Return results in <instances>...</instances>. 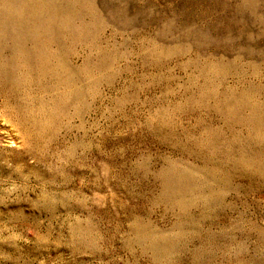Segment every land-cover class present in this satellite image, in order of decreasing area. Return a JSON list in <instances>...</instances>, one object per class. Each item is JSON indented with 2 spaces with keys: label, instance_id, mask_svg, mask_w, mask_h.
I'll list each match as a JSON object with an SVG mask.
<instances>
[{
  "label": "rangeland",
  "instance_id": "obj_1",
  "mask_svg": "<svg viewBox=\"0 0 264 264\" xmlns=\"http://www.w3.org/2000/svg\"><path fill=\"white\" fill-rule=\"evenodd\" d=\"M0 264H264V0H0Z\"/></svg>",
  "mask_w": 264,
  "mask_h": 264
}]
</instances>
